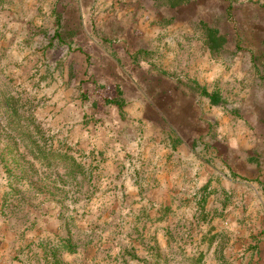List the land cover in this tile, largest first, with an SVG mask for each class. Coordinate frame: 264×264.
<instances>
[{
	"label": "rangeland",
	"instance_id": "1",
	"mask_svg": "<svg viewBox=\"0 0 264 264\" xmlns=\"http://www.w3.org/2000/svg\"><path fill=\"white\" fill-rule=\"evenodd\" d=\"M172 2L0 0V264H264V0Z\"/></svg>",
	"mask_w": 264,
	"mask_h": 264
},
{
	"label": "trees",
	"instance_id": "2",
	"mask_svg": "<svg viewBox=\"0 0 264 264\" xmlns=\"http://www.w3.org/2000/svg\"><path fill=\"white\" fill-rule=\"evenodd\" d=\"M176 1H178V0H173L172 5L175 6L176 4H174V3H176ZM209 34H211V37L213 39V41H212V39H210V37H209L210 43L213 42V44H214L212 48L218 49V47L220 46V41L222 40V38H218L215 35V32L212 31V30L209 32ZM204 95L207 96L212 101V103L214 105H218V104L221 103V99H220V96H219L218 93L210 94V93H208V92L205 91L204 92Z\"/></svg>",
	"mask_w": 264,
	"mask_h": 264
}]
</instances>
